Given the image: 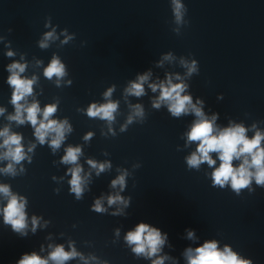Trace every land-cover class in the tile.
I'll return each mask as SVG.
<instances>
[{"label": "water", "instance_id": "95a60500", "mask_svg": "<svg viewBox=\"0 0 264 264\" xmlns=\"http://www.w3.org/2000/svg\"><path fill=\"white\" fill-rule=\"evenodd\" d=\"M179 3L177 22L173 0H0V108L5 110L0 130L7 126L21 134L26 153L14 165L15 175L0 171V184L25 199L27 223L26 234L15 232L0 213V264H16L32 252L47 258L57 245L80 254L65 264H152L158 257H166L164 264H187L186 249L209 240L264 264V186L253 179L237 195L230 185L212 186L213 167L206 163L189 168L186 157L197 142H188L187 132L197 117L192 112L174 117L165 103L153 107L160 92L149 87L171 77L187 86L182 95L191 96L193 104L202 101L197 107L205 117L216 114L218 128L241 124L249 138L257 130L264 133V0ZM48 32L54 37L42 48ZM54 56L66 74L48 79L44 70ZM192 61L197 71L189 74L185 65ZM14 62L26 65L22 76L36 77L26 103L38 102L41 109L55 104L50 119L66 120L71 128L56 150L51 137L40 144L30 123L8 119L15 108L7 67ZM145 74L144 95L128 94L130 84ZM108 101L118 103L114 121L87 115L91 104ZM135 105L143 116H135ZM89 132L93 135L85 140ZM69 146L81 148L79 199L69 183L68 170L76 165L62 163ZM4 151L0 148V155ZM88 160L105 164L104 171ZM8 163L0 159V169ZM120 175H125L123 190L112 187ZM117 194L125 202L109 205L108 197ZM98 199L102 213L92 210ZM6 203L0 194V209ZM139 223L167 234L157 256H137L125 241Z\"/></svg>", "mask_w": 264, "mask_h": 264}, {"label": "clouds", "instance_id": "9594fccd", "mask_svg": "<svg viewBox=\"0 0 264 264\" xmlns=\"http://www.w3.org/2000/svg\"><path fill=\"white\" fill-rule=\"evenodd\" d=\"M175 5L174 12L177 22L182 18V5L179 0H173ZM54 37V32L45 34L44 41H41L42 48L47 47L46 41ZM69 37H66L65 43ZM8 56L13 53L9 51ZM167 58V57H166ZM188 68V73L191 74L197 71L196 61H192L190 65H185ZM26 65L14 62L7 67L10 75L7 78V83L12 88L11 104L15 108V113L10 115L8 119L15 121L17 124H24L28 122L34 128V135L40 144H44L48 137H51L49 143L53 150L60 147L65 139V133L70 131V126L67 121L59 122L50 117L56 112V105H47L41 109L38 102L26 103V98L33 94V84L36 77L31 79L22 76L25 72ZM64 65L57 57H53L49 66L44 70V75L48 79L56 76L58 79L65 75ZM148 79V74L138 77L136 82H132L126 89L130 95L140 97L144 95V82ZM179 79V77H177ZM149 87L153 92L159 89L160 95L153 102V107L159 108L161 103H165L168 111L174 117H179L181 114L192 112L197 119L192 123L190 130L187 132L188 142H197V147L194 152L186 157L189 168L199 169L201 164L206 163L209 167H213L211 173L212 186H219L224 188L230 185L231 189L238 195L241 189L249 187L254 179L257 185L264 186V147L261 142L264 141V133L257 130L255 135L249 138L247 131L241 124H230L225 128H218L215 124L217 119L216 114H213L211 119L205 117L202 108L197 107L202 101L192 103V98L189 95H182L187 87L183 82L173 83L171 77L166 82L160 84H150ZM112 89L105 92V98L111 96ZM118 103L108 101L107 103L97 105L91 104L87 110V115L92 118H100L111 123L114 121V113L117 111ZM4 109L0 108V115L4 113ZM134 114L137 117L143 116V110L140 105L134 106ZM133 116H129L128 123H131ZM253 127H255L253 125ZM111 130V129H110ZM123 130V128H122ZM93 134L89 132L85 136V140L90 139ZM0 137L3 138L0 148L5 151L0 155V159L9 160L10 163L4 169H0L7 174L15 175V164H19L26 158L24 146L22 144V135L13 133L6 126L0 130ZM34 147V145L32 146ZM32 147L28 151H32ZM212 153L216 154V159H213ZM81 154L80 147L69 146L65 150V155L62 157V163L76 165L68 171L71 173L70 191L75 193L76 198L79 199L84 191V180L81 176L82 167L77 163ZM219 160V166L216 165V160ZM234 161H240L238 166H234ZM87 163L93 168L99 167V171H104L106 165L100 164L97 166L93 160H88ZM23 171V169H21ZM126 175V174H125ZM125 175L118 176L112 181V187L119 185L121 190L125 186ZM0 194L7 198V203L0 213L3 214L4 223L11 225L12 230L22 234L27 227L25 204L23 197H18L13 194L8 185L0 184ZM124 203L123 197L119 194L108 197V204L112 205L117 202ZM93 211L102 213L106 211L101 201L96 200ZM38 224L37 218H32V230ZM119 230H117L118 232ZM194 232H188V238L191 239ZM167 240V234L161 233L158 228L151 227L146 223H139L136 227L129 231L125 236V241L128 245L133 246L132 251L137 256H145L151 258L157 256L161 251L163 245ZM80 255L74 248L71 251H65L63 245H57L47 258H42L36 252L31 254H23L16 264H65L66 261ZM187 264H252L251 260H245L236 252L225 245L223 249L218 247L215 240L205 241L201 246L195 249L188 248L184 253ZM166 257H158L154 259L152 264H164Z\"/></svg>", "mask_w": 264, "mask_h": 264}]
</instances>
